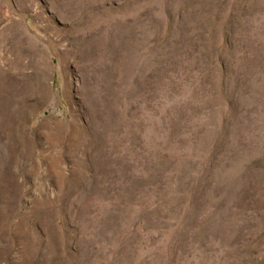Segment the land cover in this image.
Listing matches in <instances>:
<instances>
[{
    "label": "rangeland",
    "instance_id": "1",
    "mask_svg": "<svg viewBox=\"0 0 264 264\" xmlns=\"http://www.w3.org/2000/svg\"><path fill=\"white\" fill-rule=\"evenodd\" d=\"M0 264H264V0H0Z\"/></svg>",
    "mask_w": 264,
    "mask_h": 264
}]
</instances>
